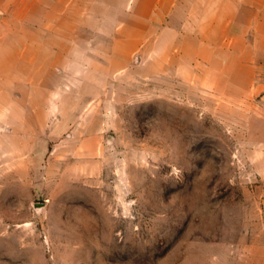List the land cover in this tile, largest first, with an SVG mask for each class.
Here are the masks:
<instances>
[{
	"label": "rangeland",
	"instance_id": "1",
	"mask_svg": "<svg viewBox=\"0 0 264 264\" xmlns=\"http://www.w3.org/2000/svg\"><path fill=\"white\" fill-rule=\"evenodd\" d=\"M260 1L0 0V264L260 263Z\"/></svg>",
	"mask_w": 264,
	"mask_h": 264
},
{
	"label": "crops",
	"instance_id": "2",
	"mask_svg": "<svg viewBox=\"0 0 264 264\" xmlns=\"http://www.w3.org/2000/svg\"><path fill=\"white\" fill-rule=\"evenodd\" d=\"M264 0H261L260 2L263 3ZM264 8V7H263ZM261 259L259 264H264V248L261 250Z\"/></svg>",
	"mask_w": 264,
	"mask_h": 264
},
{
	"label": "water",
	"instance_id": "3",
	"mask_svg": "<svg viewBox=\"0 0 264 264\" xmlns=\"http://www.w3.org/2000/svg\"><path fill=\"white\" fill-rule=\"evenodd\" d=\"M36 208L38 209V208H39V206L37 205V206H36Z\"/></svg>",
	"mask_w": 264,
	"mask_h": 264
}]
</instances>
